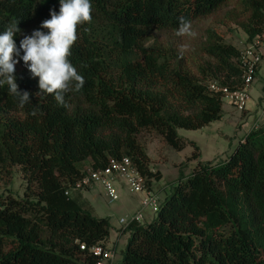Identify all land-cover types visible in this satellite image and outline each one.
<instances>
[{"label":"trees","instance_id":"16d2710c","mask_svg":"<svg viewBox=\"0 0 264 264\" xmlns=\"http://www.w3.org/2000/svg\"><path fill=\"white\" fill-rule=\"evenodd\" d=\"M90 2L92 20L78 27L69 57L85 84L65 93L66 107L53 95L36 94L39 78L21 59L22 50L14 57V77L31 101L20 107L7 84L0 86V171L18 165L26 181L22 198L0 195V264H94L90 248L108 247L110 219L95 216L81 193L74 194L89 187L74 189L76 183L109 158L129 157L152 189L162 173L150 168L139 133L154 130L181 151L194 143L179 128L199 129L223 117L224 95L210 83L243 86L241 49L215 27L206 29L200 48L206 59L197 73L176 48L146 45L150 29L177 30L179 17L193 24L229 0ZM59 8V0H0V34L20 21L19 48L25 27ZM222 22L242 29L250 43L264 33V0H240ZM262 68L257 76L264 82ZM160 200L148 225L126 226L130 236L120 264H264V125L224 160L199 161Z\"/></svg>","mask_w":264,"mask_h":264},{"label":"rangeland","instance_id":"374dc122","mask_svg":"<svg viewBox=\"0 0 264 264\" xmlns=\"http://www.w3.org/2000/svg\"><path fill=\"white\" fill-rule=\"evenodd\" d=\"M240 0H229V2L218 10L215 14L201 18L192 24V31L195 36H177V30H161L152 28L149 30L146 40L147 46L155 43H161L166 46H172L177 50L184 46L183 58L187 67L194 73H197V65L200 59H206L201 53V45L205 41V32L209 27H215L225 36V42L231 43L242 49L247 43L245 33L233 23L223 24L222 19L225 14L232 9H236ZM40 23H32L25 27L21 34V39L25 35H31L34 30L47 32L40 27ZM19 69H22L20 66ZM263 74H260L251 88V100L260 101L261 86L264 83ZM260 88V89H259ZM260 92L259 96L258 93ZM252 101V102H253ZM249 103V107L252 105ZM253 107V106H251ZM240 112L230 105L226 98L223 99V117L219 120L212 121L210 124L199 129L179 128V135L186 138L191 143L177 151L170 147L161 135L154 130L148 129L139 133L138 140L145 147L149 156V166L152 171H161L160 180H152V190L156 192L161 199L169 195L179 181H184L191 173L192 168L199 162L216 163L224 160L233 149L243 141L245 136L252 130L253 123L257 120L256 112L252 110ZM260 126L264 121L259 122ZM194 153H199L197 158H192ZM88 165V163L86 164ZM119 198L110 201L106 196L102 184L98 183L85 188L81 193L92 203L94 215L99 217L108 216L110 219L111 230L107 241L110 248L117 245L116 264H120V258L123 254L125 243L129 234L125 231V225L120 223V218L130 219L139 206L137 195L130 193L121 183H115ZM26 189V181L22 176L20 166L14 165L6 171H0V195H12L13 197L22 198ZM84 199V198H83ZM151 215L147 216L142 225H148L151 221Z\"/></svg>","mask_w":264,"mask_h":264},{"label":"clouds","instance_id":"9594fccd","mask_svg":"<svg viewBox=\"0 0 264 264\" xmlns=\"http://www.w3.org/2000/svg\"><path fill=\"white\" fill-rule=\"evenodd\" d=\"M60 8L57 13L50 10V19L41 23V28L47 32L34 30L31 35H25L17 48L15 35L21 31L18 27L20 21L12 20L0 34V86L7 84L9 94L18 98L19 106L23 107L30 100V93L21 92L15 81V65L18 63L14 57L20 56L28 66L33 77H38L36 94L53 95L61 106H67L65 93L69 91L79 92L85 80L76 67L71 63V49L78 39L77 29L84 23L92 20V4L90 0H59ZM179 27L177 36H195L191 30V21L181 16L178 18ZM88 31V29H85ZM184 46L179 49L182 55ZM33 116L37 110L33 109Z\"/></svg>","mask_w":264,"mask_h":264},{"label":"built area","instance_id":"2783aa9c","mask_svg":"<svg viewBox=\"0 0 264 264\" xmlns=\"http://www.w3.org/2000/svg\"><path fill=\"white\" fill-rule=\"evenodd\" d=\"M239 64L243 69V86L239 89L231 90L226 86H219L216 82L209 85L212 91H221L224 98L228 100L231 106L240 112L251 110L249 102L251 101V88L258 78V73L264 67V33L257 35L250 43L245 45L239 55ZM264 72V70L262 71ZM260 101L255 102L254 110L257 120L253 123V129L260 127L259 122L264 121V83L261 86ZM102 184L106 196L110 201L119 198V192L115 183H121L126 189L139 196V206L135 213L126 219L120 218V223L125 227L132 221L143 223L150 213L155 218L160 208V196L149 189L146 184V178L132 164L129 157L109 158L105 167L97 170H89L83 179L76 183L74 189H81L95 184ZM68 194V191H66ZM85 249V245L80 246ZM90 251L97 257L94 264H116L117 249L94 245Z\"/></svg>","mask_w":264,"mask_h":264},{"label":"crops","instance_id":"0c3cea01","mask_svg":"<svg viewBox=\"0 0 264 264\" xmlns=\"http://www.w3.org/2000/svg\"><path fill=\"white\" fill-rule=\"evenodd\" d=\"M254 89H256V88L253 87L252 90H254ZM259 89H260V88H259ZM259 94H260V92L258 93L257 96H259ZM252 101H253V100H251L250 102H252ZM250 102H249V103H250ZM251 106H253V107H251ZM251 106H250V109L253 108L252 110H254V107H255V102H254V101L252 102V105H251ZM84 198L87 200L88 204H89V205L92 207V209L94 210V207H93L92 203H91V202L88 200V198L86 197V193H84ZM138 199H139V197H138ZM127 234H129V236H130V233H129V232H127ZM108 244H109V243H107V246L109 247ZM126 244H127V243H125L124 248H121V249L124 250L125 247H126ZM117 245H118V247H119V243H115V244H114V247H115L116 249H118V248H117ZM120 258H122V256H121ZM117 259H118V257H117Z\"/></svg>","mask_w":264,"mask_h":264}]
</instances>
